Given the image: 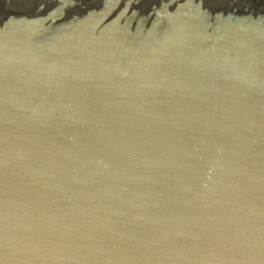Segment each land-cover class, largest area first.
Listing matches in <instances>:
<instances>
[{"label": "water", "instance_id": "1", "mask_svg": "<svg viewBox=\"0 0 264 264\" xmlns=\"http://www.w3.org/2000/svg\"><path fill=\"white\" fill-rule=\"evenodd\" d=\"M0 264H264V0H0Z\"/></svg>", "mask_w": 264, "mask_h": 264}]
</instances>
